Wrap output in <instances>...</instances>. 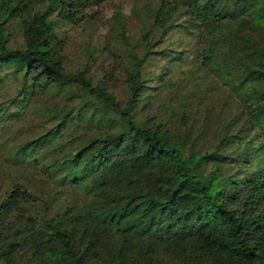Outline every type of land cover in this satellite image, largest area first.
<instances>
[{
    "label": "trees",
    "instance_id": "1",
    "mask_svg": "<svg viewBox=\"0 0 264 264\" xmlns=\"http://www.w3.org/2000/svg\"><path fill=\"white\" fill-rule=\"evenodd\" d=\"M109 1L0 0V264H264V0H135L73 64Z\"/></svg>",
    "mask_w": 264,
    "mask_h": 264
},
{
    "label": "rangeland",
    "instance_id": "2",
    "mask_svg": "<svg viewBox=\"0 0 264 264\" xmlns=\"http://www.w3.org/2000/svg\"><path fill=\"white\" fill-rule=\"evenodd\" d=\"M135 0H110L105 7H103V12L105 13L104 18L101 17L99 21L94 23L90 29L77 28L72 30L69 28V45L67 48L68 57L70 62L73 64H78L84 60V57L90 53V61L97 62L103 60L105 63L113 64L118 60V57L113 56L104 46L98 45L96 49L94 46L97 44L98 39L102 41L107 37L105 33L107 32L106 27L108 25V20H110L111 12L122 9V11L127 16L128 21V32L127 34L134 33L136 27L134 25V20L132 19V14L130 13V8ZM101 32V35L98 33ZM101 44V43H100Z\"/></svg>",
    "mask_w": 264,
    "mask_h": 264
}]
</instances>
